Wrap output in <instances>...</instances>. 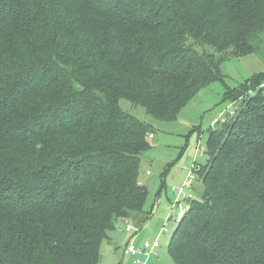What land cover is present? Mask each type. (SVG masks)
<instances>
[{"label":"trees","instance_id":"obj_1","mask_svg":"<svg viewBox=\"0 0 264 264\" xmlns=\"http://www.w3.org/2000/svg\"><path fill=\"white\" fill-rule=\"evenodd\" d=\"M263 35L264 0H0V264H100L149 197L155 129L121 100L175 122ZM246 84L195 162L174 264H264V72Z\"/></svg>","mask_w":264,"mask_h":264},{"label":"rangeland","instance_id":"obj_2","mask_svg":"<svg viewBox=\"0 0 264 264\" xmlns=\"http://www.w3.org/2000/svg\"><path fill=\"white\" fill-rule=\"evenodd\" d=\"M220 68L227 87L234 90L231 96L233 102L226 100L227 87L221 81L215 82L201 90L179 113L175 122H157L147 115L144 108L137 107L128 100H121L120 106L126 113L153 125L155 129L154 137L150 136L153 148L142 156L140 175L141 183L149 190L146 204L148 219L135 227L132 233H126L121 222L109 232L114 245L104 242L100 264H136L137 259L142 264H174L169 247L177 230L180 210L173 207L177 203L178 195L172 188H181L184 185L189 174L188 168L195 162L204 166L209 162L206 153L209 130L218 121H224L238 111L242 103V89L247 80L264 72V54L224 60ZM249 85L250 83L246 84V87ZM199 145L205 149L202 155L198 154ZM203 192V183L198 181L194 190L188 191L196 201L202 199ZM181 201L184 206V200ZM157 239L161 247L149 259L144 256L135 258L126 253L129 240H135L136 245L141 248L146 241L153 243Z\"/></svg>","mask_w":264,"mask_h":264},{"label":"built area","instance_id":"obj_3","mask_svg":"<svg viewBox=\"0 0 264 264\" xmlns=\"http://www.w3.org/2000/svg\"><path fill=\"white\" fill-rule=\"evenodd\" d=\"M151 138H153V135H151ZM198 147V154L202 155L205 149L201 145H199ZM197 171L198 167L194 163L190 168H188L189 174L184 185L181 188H172L173 192L178 195L177 203L173 205V207H178L180 210L177 217L178 222H180L181 219L185 216V214L189 210L190 203L193 200V195L188 193V191L194 188V185L197 181ZM181 200H184V206L182 205ZM126 231L132 232L133 227L131 225H128ZM160 247L161 244L159 242V239L155 240L153 243H151L150 241H146L141 248L136 245L135 240H132L127 245L126 253L130 254L132 257L135 258H137L138 256H144L146 257V259H149L156 254V251ZM136 264H142L141 260L137 259Z\"/></svg>","mask_w":264,"mask_h":264},{"label":"crops","instance_id":"obj_4","mask_svg":"<svg viewBox=\"0 0 264 264\" xmlns=\"http://www.w3.org/2000/svg\"><path fill=\"white\" fill-rule=\"evenodd\" d=\"M199 94V93H198ZM150 173V172H149ZM148 188V187H147ZM148 219V212H146V207H145V210L144 212H137L135 214H133L130 219L126 222H121L122 224H124L125 226V232L126 233H132L134 231V228L135 227H138V225L144 223V221ZM128 225H131L133 227V231L132 232H127L126 231V228ZM110 236L109 238L106 240L108 243L107 244H110V245H114L113 242L110 240ZM132 240H129L127 245L131 242ZM116 246V245H115ZM127 248V246H126Z\"/></svg>","mask_w":264,"mask_h":264}]
</instances>
